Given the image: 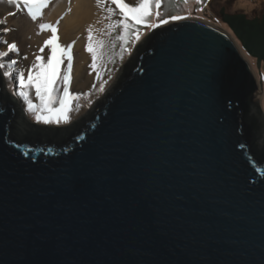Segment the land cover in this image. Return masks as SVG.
Masks as SVG:
<instances>
[{"label": "water", "instance_id": "1", "mask_svg": "<svg viewBox=\"0 0 264 264\" xmlns=\"http://www.w3.org/2000/svg\"><path fill=\"white\" fill-rule=\"evenodd\" d=\"M219 13L259 70L264 9ZM239 48L157 25L80 117L23 141L0 71V264H264V114Z\"/></svg>", "mask_w": 264, "mask_h": 264}, {"label": "rangeland", "instance_id": "2", "mask_svg": "<svg viewBox=\"0 0 264 264\" xmlns=\"http://www.w3.org/2000/svg\"><path fill=\"white\" fill-rule=\"evenodd\" d=\"M58 2L60 1L36 0L33 5L31 0H0V53H7V56H0V63L5 65L0 69L4 86L6 91L18 100L25 118L41 125H65L80 117L90 104L106 91L117 70L131 55L136 44L150 29L162 24V21L174 20L171 19L174 16L194 18L227 32L229 28L221 18L220 8H224L227 13H244L249 18L260 17L264 9V0H199V2L197 0H187V2L159 0V7L153 0L152 14L147 20L140 24H134L131 20L127 21L130 28L126 32L121 23L124 17L112 0H89L91 14L99 20L98 22L95 20L91 26L92 37L84 36L88 39L87 47L91 44L93 50L91 52L88 50L86 57L78 59L79 51L74 47L77 39L69 38L68 33H65L62 38L59 27L62 19L50 21L49 14ZM61 2L67 3L62 16L64 18L74 2L73 0H61ZM123 2L136 6L140 0H123ZM42 25H51V27H42ZM53 28L56 29L55 33ZM54 35L57 37L55 43L60 46L57 52L60 62L56 64L53 61L49 65V58L52 55L51 45H46L45 41ZM82 39L83 36L79 40L82 41ZM12 41L17 43V50L10 48ZM32 42H34L33 48L30 45ZM236 43L241 48L237 40ZM69 55L71 60L68 58ZM37 56L42 57L39 62L36 59ZM13 60L16 62L15 65L9 67L10 61ZM250 61L255 78L260 85L259 104L264 114V63H261L258 70L255 58L251 57ZM94 63L95 67H93ZM76 64L77 69L74 72ZM33 65L37 66L33 67ZM4 72L12 73V75L6 77ZM20 73L23 74L26 85L23 89L19 82ZM29 75L33 77L31 85L28 84ZM37 77L41 83L42 92L44 81L51 79L50 90L56 100L54 104L56 108H59L58 101L64 97V90L67 87L70 98L67 102L68 113L65 122L44 124L38 122L35 115L27 110V103L19 92L27 91L33 104L39 105L41 101L35 87ZM65 77L68 79L65 80Z\"/></svg>", "mask_w": 264, "mask_h": 264}, {"label": "snow or ice", "instance_id": "3", "mask_svg": "<svg viewBox=\"0 0 264 264\" xmlns=\"http://www.w3.org/2000/svg\"><path fill=\"white\" fill-rule=\"evenodd\" d=\"M36 0H31V3L34 5ZM114 4L117 5L119 8V11L121 15L124 17V21H122V25L127 32L128 29L130 28V24L127 22L131 20L134 24H140L142 22H145L147 18L152 14L151 13V4L153 0H140V2L136 6H130L127 3H124L123 0H112ZM187 2V0H185ZM199 2V0H197ZM155 4L157 7H159V0H155ZM183 17L179 16H174L171 17V19H182ZM166 21H162V23H165ZM154 26V25H153ZM42 27H51V25H42ZM56 29L53 28V32L55 33ZM123 38V37H122ZM57 37L54 35L52 38L49 40L45 41L46 45H51V52L52 55L49 58V65L52 64L53 61H55L56 64H59V58L57 57V52L60 49V46L55 43ZM11 49H15V45L10 46ZM88 50L91 52L92 45H88ZM43 51V49H41ZM0 56H7V53H0ZM69 60H71V56L69 55ZM37 61L39 62L42 57L37 56ZM15 61H10L9 67H12L15 65ZM37 65H33V67H36ZM5 65L0 63V69L4 68ZM93 67H95V63L93 64ZM71 68V65L69 64V69ZM6 77L12 75V73L9 72H4L3 73ZM54 75V73H53ZM39 77V74H38ZM37 77V83L35 85L36 87V94L38 97H40V104L39 105H34L32 100L29 99V94L27 91L21 90L19 92V95L23 97L24 101L27 103V110L30 113H33L35 115V119L38 122H42L44 124H60L62 122L66 121L67 118V102L69 97V93L67 90V87H65L64 90V97L59 99V108L54 107V104L56 103L55 98L51 94L50 90V85L52 83L51 79H46L43 84V92H42V87L41 83L39 82V78ZM68 78L65 77V80ZM33 81V77L29 75L28 77V84L31 85ZM19 82L21 88H25V80L24 76L22 73L19 74Z\"/></svg>", "mask_w": 264, "mask_h": 264}, {"label": "bare ground", "instance_id": "4", "mask_svg": "<svg viewBox=\"0 0 264 264\" xmlns=\"http://www.w3.org/2000/svg\"><path fill=\"white\" fill-rule=\"evenodd\" d=\"M60 2H58L55 7H53L52 11L49 14L50 17V21H55L56 19H62L61 24H60V33L61 36L63 38V36L65 35V33H68V36H70L69 38H76L77 41L74 44V47L76 49H78L79 53H78V59H82L84 57H86L87 52H88V47H87V43L88 39H85L84 36H86L87 38H91L92 37V32H91V26H93V22H95V20H98L97 18H95V15L91 14L92 10L90 9V2L89 0H73V5L71 6L70 11L67 12V15L64 16V18L62 17L64 14V7L66 6L65 4H67L65 2L62 3L61 0H59ZM65 1V0H64ZM227 33H229L233 39L235 40L232 32L227 31ZM83 36L82 41L79 40L81 37ZM37 38V37H35ZM236 41V40H235ZM15 45V49H18V45L15 41H12L11 45ZM31 48H33L34 46V42H32ZM240 52L242 53V55L245 57V59L248 60V62L251 63V57L249 55H247L241 48H239ZM251 68L253 69V65L250 64ZM77 69V64L75 65L74 68V72H76ZM260 86V85H259ZM259 93H261L260 91V87H259Z\"/></svg>", "mask_w": 264, "mask_h": 264}, {"label": "trees", "instance_id": "5", "mask_svg": "<svg viewBox=\"0 0 264 264\" xmlns=\"http://www.w3.org/2000/svg\"><path fill=\"white\" fill-rule=\"evenodd\" d=\"M22 122H23L22 123L23 128L19 127L18 130L12 129L11 133L9 134L10 138H15L17 141H23L24 139L30 138L33 135L35 136L36 134H39V135L43 134L44 137L48 136V134H51V136L53 137L55 135H59V133H61L62 131V130L58 131L56 128L44 127L45 125H41L38 123H33L29 121L27 122L22 121Z\"/></svg>", "mask_w": 264, "mask_h": 264}]
</instances>
